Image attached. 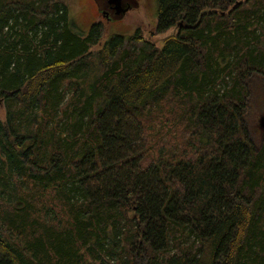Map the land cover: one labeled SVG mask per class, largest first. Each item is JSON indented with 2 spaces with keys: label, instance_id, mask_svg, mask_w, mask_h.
I'll return each mask as SVG.
<instances>
[{
  "label": "trees",
  "instance_id": "trees-1",
  "mask_svg": "<svg viewBox=\"0 0 264 264\" xmlns=\"http://www.w3.org/2000/svg\"><path fill=\"white\" fill-rule=\"evenodd\" d=\"M156 6L161 46L0 0V264H264V0Z\"/></svg>",
  "mask_w": 264,
  "mask_h": 264
},
{
  "label": "rangeland",
  "instance_id": "rangeland-1",
  "mask_svg": "<svg viewBox=\"0 0 264 264\" xmlns=\"http://www.w3.org/2000/svg\"><path fill=\"white\" fill-rule=\"evenodd\" d=\"M72 11L73 26L77 31L85 33L89 24L95 21L101 28L102 40L114 34L130 35L135 30L140 29L143 36L148 40L161 46L163 39L173 33L168 30L165 33L153 35L152 30L155 24L156 0H122L124 6H129L127 14H110V19L100 22L98 10L106 8L104 0H69ZM249 111L246 114L247 125L250 130L251 138L255 140V146L258 147V140L262 135L258 120L264 115V78H253L249 86ZM0 112L4 113V108L0 105Z\"/></svg>",
  "mask_w": 264,
  "mask_h": 264
},
{
  "label": "water",
  "instance_id": "water-1",
  "mask_svg": "<svg viewBox=\"0 0 264 264\" xmlns=\"http://www.w3.org/2000/svg\"><path fill=\"white\" fill-rule=\"evenodd\" d=\"M109 5L112 6L117 15L123 14L128 6H124L122 0H105ZM259 128L262 131L261 140H264V115H261L258 120Z\"/></svg>",
  "mask_w": 264,
  "mask_h": 264
},
{
  "label": "flooded vegetation",
  "instance_id": "flooded-vegetation-1",
  "mask_svg": "<svg viewBox=\"0 0 264 264\" xmlns=\"http://www.w3.org/2000/svg\"><path fill=\"white\" fill-rule=\"evenodd\" d=\"M105 4H106V8H104L101 11L98 10V13L101 19L100 22L103 21L104 19L109 20L111 13L117 15L111 5H109L106 1H105ZM129 9L130 7L127 8V10L123 14H127L129 12Z\"/></svg>",
  "mask_w": 264,
  "mask_h": 264
},
{
  "label": "crops",
  "instance_id": "crops-1",
  "mask_svg": "<svg viewBox=\"0 0 264 264\" xmlns=\"http://www.w3.org/2000/svg\"><path fill=\"white\" fill-rule=\"evenodd\" d=\"M95 22H97V21H95ZM99 22V21H98Z\"/></svg>",
  "mask_w": 264,
  "mask_h": 264
}]
</instances>
